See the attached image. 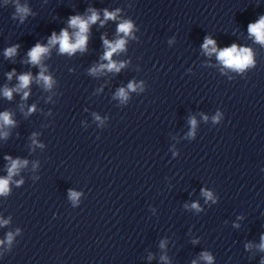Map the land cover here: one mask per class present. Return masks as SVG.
Listing matches in <instances>:
<instances>
[{"label": "clouds", "instance_id": "clouds-1", "mask_svg": "<svg viewBox=\"0 0 264 264\" xmlns=\"http://www.w3.org/2000/svg\"><path fill=\"white\" fill-rule=\"evenodd\" d=\"M118 11V10H117ZM17 12L21 14H27L28 9L26 7L17 6ZM92 14L87 17V19L75 15L70 17L69 19V26L76 31L73 33V36L70 37L69 32L67 30H61L60 35L57 36L55 32L52 33V36L49 40V45H56L59 44V50L61 53H68L69 55L73 54L77 50L84 51L85 46L88 41V31L89 25L94 24L98 19L99 16L95 10H91ZM105 19H116L115 12H108L105 10L104 12ZM103 24V21H101ZM133 30V23L131 21H123L118 25L117 32L122 33L124 37H127L131 34ZM248 31L250 34L254 35L258 42L264 43V16H261L260 19L254 23L248 25ZM74 37V39H73ZM126 40L124 38H119L115 42H110L108 40H104V45L106 47V51L102 59L108 60V63L101 64L99 68L91 69L93 74L97 73L98 71H102L103 69H107L108 71H115L119 72L121 68L124 67V63H115L112 61V56L114 53L118 51H123L125 49ZM211 46V47H210ZM202 48L206 51L208 55L212 53L217 54L218 60L228 68H233L235 70H243L246 66L253 64L252 60V52L248 48H237L235 44L231 47L224 48L222 50L217 51L216 42L209 38L205 37L204 43ZM49 51V48L46 46H41L39 43L36 44L29 52L28 56L30 58V62L33 65H39L41 62V58L44 54ZM16 53V48H9L6 50V56H13ZM14 73H9V79ZM19 84L18 86L13 89L9 90L7 88L4 89L3 95L11 99L12 91H20L22 89L28 88L29 84L32 81L31 73L23 74L18 77ZM43 81L45 88H51L53 81L49 76H45L43 70L38 76L37 82ZM137 85L134 83L128 84V89L135 91ZM28 92H24V98L26 99L28 96ZM116 95L121 99L122 102L127 101L128 99V92L124 88H120ZM32 111V109H29ZM219 114L214 119H218ZM99 119V117H97ZM206 119V118H205ZM0 121L3 122V125H12L14 122L11 119L10 113L3 112L0 113ZM192 124L193 129L195 128L196 121L192 119L190 121ZM192 133H189L191 135ZM0 135L7 136L6 132H0ZM35 142V141H34ZM6 159L11 160L10 157H6ZM27 161H20V160H11L10 167L8 169V178H0V195H5L9 192V181L13 174H15L22 166H24ZM203 194L208 198L212 199V193L208 191H203ZM70 196L73 201L77 200L79 197V193L70 192ZM193 208H198L197 204L192 205ZM9 241H11L12 236L9 234L8 236ZM163 246V245H162ZM261 250H264V236L261 237ZM202 259L206 260L211 264L212 256L204 253L202 254ZM195 264V261L193 262ZM264 264V262H262Z\"/></svg>", "mask_w": 264, "mask_h": 264}]
</instances>
